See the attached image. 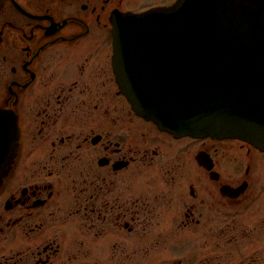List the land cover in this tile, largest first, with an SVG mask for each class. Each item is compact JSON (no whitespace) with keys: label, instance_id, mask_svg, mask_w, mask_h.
I'll list each match as a JSON object with an SVG mask.
<instances>
[{"label":"flooded vegetation","instance_id":"flooded-vegetation-1","mask_svg":"<svg viewBox=\"0 0 264 264\" xmlns=\"http://www.w3.org/2000/svg\"><path fill=\"white\" fill-rule=\"evenodd\" d=\"M174 1L0 0V115L18 134L0 264H116L117 248L264 264V151L160 130L117 82L116 17Z\"/></svg>","mask_w":264,"mask_h":264},{"label":"water","instance_id":"water-1","mask_svg":"<svg viewBox=\"0 0 264 264\" xmlns=\"http://www.w3.org/2000/svg\"><path fill=\"white\" fill-rule=\"evenodd\" d=\"M117 82L135 113L177 136L264 151V0H176L115 21ZM0 115V185L17 132Z\"/></svg>","mask_w":264,"mask_h":264},{"label":"rangeland","instance_id":"rangeland-1","mask_svg":"<svg viewBox=\"0 0 264 264\" xmlns=\"http://www.w3.org/2000/svg\"><path fill=\"white\" fill-rule=\"evenodd\" d=\"M159 164V162L157 161L155 164H154V167H156L157 165ZM165 221V220H164ZM163 221V222H164ZM164 223H166V222H164ZM118 231V230H117ZM116 240L117 241H119V240H121V238L120 237H116ZM120 248H117L116 249V261H117V263L116 264H124V258L128 261H130V259L132 260V263H129V264H136V263H138V264H140L139 262L141 261V259L139 260V262H138V260H136V257L138 258V255H139V253L138 252H136V251H125V252H120V250H119ZM157 255V253H154V254H151V256L153 257V259L152 260H155L156 259V256ZM129 256H130V258H129ZM159 256V255H158ZM115 261V262H116ZM149 264H152V263H149Z\"/></svg>","mask_w":264,"mask_h":264}]
</instances>
